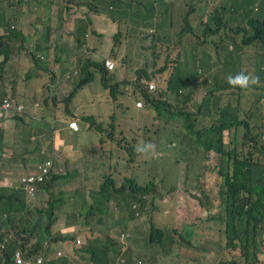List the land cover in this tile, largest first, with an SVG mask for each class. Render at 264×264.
Instances as JSON below:
<instances>
[{"label":"trees","instance_id":"trees-1","mask_svg":"<svg viewBox=\"0 0 264 264\" xmlns=\"http://www.w3.org/2000/svg\"><path fill=\"white\" fill-rule=\"evenodd\" d=\"M3 1L0 0V3ZM82 1L86 3L85 0ZM99 1L103 3L104 7L96 8L86 3L95 13L90 17L87 15L82 26L75 32L77 43L80 42L77 35L81 30H84L89 35L95 33L104 35L105 30L100 28L101 23L115 22L118 21L117 17H125L119 15V13L126 14V16L132 13L131 10L126 9V5L131 6V4L127 3V0ZM155 1L156 5L149 6L148 12L142 17H148L158 23V30L154 32L156 33L155 44H153L157 45L154 46L158 49L157 54L159 55V52L164 49L167 52L175 49L182 56L183 52L188 54L186 57L183 56L185 61L180 63L179 59V61L169 67L173 68L171 75L176 77L175 86L177 90L181 89L179 86L180 82L188 83L189 74L194 77L198 75L196 67L202 65L204 58V62L207 65L205 66L207 73L212 70V67L214 68L213 61L208 53L205 52V55L200 59H196L195 52L191 48L186 51L187 45L191 43L203 44L204 47L206 44L212 45L214 51L216 50V53H218L216 54L217 56L219 55L220 47L228 50V54L231 55L232 51L237 50L242 45L256 44L264 46V0H230L231 12L228 15L225 11L227 9L226 6L221 4L220 0ZM181 1L184 2L178 8V4ZM200 2H204L209 7L204 9V14L207 16L205 19L194 15L196 4ZM219 4H221V10H219ZM174 19L181 20V29L178 31L175 30ZM38 24H43L45 27L44 21H40ZM131 27H133L132 30L134 32L140 29V25L135 23ZM18 28L19 30L21 29V24L15 14H5L4 11L0 13V82H4L3 85H0V93L2 89H5L3 95L8 97L12 103L23 102L25 104L29 115H15L17 120L13 121L16 123L20 122L27 129L26 124L30 119H41L42 100L36 98L21 99L20 94L29 87V84L22 80L19 73L16 76L8 75L7 77L10 78L8 81L5 80L3 74V70L10 66V60L16 53L13 44L19 37ZM46 28H49V26L45 27L44 42L49 40ZM56 30L62 31L61 25H58ZM240 32L243 33V36L238 40L236 36ZM117 35H121V32L118 31L114 37L116 38ZM226 39L231 43H226ZM218 40L221 43L225 42V45L220 46ZM92 50L89 44L80 45L72 50V47L67 43L65 51L55 49L50 52L48 47L41 49L40 57L50 56L52 60L60 65L63 71H67L68 64L65 62H70L67 55L75 54L77 56L76 60L78 61L79 59L80 70L84 71L87 77L92 78L90 67H94L101 72V84L105 87L107 86L108 72L104 68L103 63L95 61L93 56H88L87 53ZM57 51L66 53V55L55 58L54 52ZM83 54L84 56L81 59ZM112 58L116 62L115 57L112 56ZM39 61L45 66L43 71L49 73L50 68L45 64L46 58L39 59ZM228 64L230 68L234 69L235 62L232 58H230ZM185 65L189 67L190 71L182 74L181 72ZM260 67L261 63L255 62V71L260 70ZM160 70L165 71V66H162ZM150 78V74L145 75V79ZM49 80L50 77L47 76L44 81L48 82ZM219 81L222 80H219V76L216 75L213 88L222 92L227 85H219ZM18 82L22 84L19 87L18 85L16 86ZM7 83L11 84L10 87L5 85ZM83 83L78 84L76 89L80 88ZM140 84L144 86L140 92L145 103L150 106L148 109L153 110V113L156 111L159 116L164 109L147 92V86L144 81ZM227 84H229L228 81ZM251 85H254L257 90H264V77L256 79V82H252ZM247 87L248 84L244 87L232 86V89L235 90H231V92L237 93L236 104L233 105L227 102L219 109V115L214 123L211 122L213 120L212 117H209L211 121H204L201 128L197 127L196 122L198 120L196 119L198 115L205 119L207 114L199 112L195 119L191 121V114L179 110V113L188 120L184 123V126L189 128L188 131L196 138L199 145L206 152L212 149L216 152L218 156L216 169L221 180L220 206H206L203 201H200V220H194L189 224L176 222V226H179L181 230L187 229V232L195 231L197 233V236H194L192 241L188 238H186L187 240L181 238L182 240L180 241L176 238L177 231L169 233L160 224L158 226L155 225L153 217L149 218L144 228H141V212L148 208L144 203L147 199L146 193L150 191L153 182L150 180L148 183H141L136 178L131 177V175H122L120 172L114 171L112 175L102 172L103 178L101 181L98 177L101 186L95 194L99 196V199L93 200L90 194H83L82 190H80L81 194L86 196L85 202L89 203V206H83V208L88 210V214H92L97 230L102 232L87 231V226L80 221L78 222V211L76 208L69 207L76 212L70 213L61 204L55 206V203L63 199L62 195L66 191V188L59 189L55 197L51 198L53 196L51 194L41 206L36 204L35 208L39 220L42 217H46V226L50 228L51 233L56 231L54 236L50 234V231H47L48 238L55 242L69 241L71 252L62 253L60 256L53 257L55 254L47 256L53 249L47 244L42 245L39 241H37L34 251H46V256L42 255L45 258V264H87L89 262L93 264H201V252L212 251L215 246H207L202 250L200 248L197 252H190L188 248H195L197 245L201 246V239L205 236H211L208 241L213 243L214 240L217 241V236L219 235L217 246L215 247V264H264V123L252 126L251 122L254 118L249 113L244 115L245 118H240L239 90ZM76 89L69 93V97L74 96ZM111 91L113 96H111L112 94L110 95L111 97L109 96V105H111L110 102H113L114 105H119V98L115 95L116 91H113V89ZM101 97L106 101L104 96ZM112 99L115 100L112 101ZM201 106L209 107L206 98L202 99L198 107L200 108ZM95 107L98 110H103L98 104ZM67 108H71L76 114H66L67 116L72 118L75 116L77 121L82 120L84 123H91L92 125L93 116L85 114L84 110L75 107L69 106ZM136 114H140V108ZM51 119L54 120V117ZM37 130L38 134H34V139L40 144V131L39 129ZM238 131H241L240 142L236 141ZM225 132L230 135L228 141H224ZM17 134L19 137H26L27 133L25 130L19 129ZM12 138L15 142L17 139L15 132L12 134ZM150 138H145V142L150 143ZM112 144L117 145L116 142ZM129 153L133 157L139 154L140 150L136 146L130 145ZM98 155H102L104 158H97V160L92 156L91 159L101 163L102 167L106 166L109 168L112 166L113 159H109L110 156L106 155L104 149H99ZM37 157L40 159V153L37 154ZM42 157L44 160L46 155L42 154ZM18 158H20L18 155L9 156L10 161ZM86 164L84 166L85 169ZM131 172L133 173V169H131ZM201 175H203V172H201ZM106 176L107 178L105 179ZM59 178H64V176L48 174L44 181L40 183V186L48 194L54 193L56 189L53 190L52 182ZM10 186L17 195H20L21 206H0V264H17L18 246L22 245L26 249L31 238L36 235L35 230L37 229L36 219L30 218L29 210L22 213L25 208V192L15 183ZM173 189L175 191L176 188ZM14 197L13 195H0V204L12 202L10 198L13 199ZM152 207L153 209L158 208V206ZM171 207L174 212L175 207ZM14 208H17V210H14ZM94 211H97V213H94ZM62 216H65V219H62ZM57 221L59 223L54 224ZM52 225L54 226L52 227ZM130 226H132L131 229H129ZM83 230H86L91 235H85L82 232ZM128 230L133 232L135 239L138 238L137 241L128 240L130 234ZM81 234L84 235L83 244H78L76 243V238ZM32 252L30 249L27 250V257L35 259L41 255L32 256ZM238 252L242 260L241 263L235 259ZM228 253L230 255L229 258H227ZM209 264H212V259Z\"/></svg>","mask_w":264,"mask_h":264},{"label":"rangeland","instance_id":"rangeland-1","mask_svg":"<svg viewBox=\"0 0 264 264\" xmlns=\"http://www.w3.org/2000/svg\"><path fill=\"white\" fill-rule=\"evenodd\" d=\"M75 1L80 2V0ZM150 1L127 0V3L131 4V6L126 5V9L131 10L132 13H129L128 16L119 13V15L125 17H117L118 21H115L116 23L114 25L108 26L107 23L100 24V28L109 32V40L107 41L95 36L93 37V41L89 43L93 50L87 53L88 56H93L99 62H103L104 59L109 58L115 63L114 71L108 74L109 88L106 89V93L100 81L101 73L93 67L89 68L92 72L91 79L87 77L86 73L79 72L77 75H72L70 78L65 79L67 87H62L57 90L58 97L61 94H65L62 99L68 106L77 105L78 109L85 111V114L93 112L94 107L90 104L92 101L100 105L104 112L101 113L98 119L94 117L97 119L96 125L90 129H86V122L84 123L82 120L77 121V117L75 116L72 118L71 116L63 114L58 116L56 118L57 120H51L53 126H56V130L50 131L48 141L51 143L55 142L57 146L71 149L79 156L75 161V165L79 171L77 177L84 173H90L99 177L101 181L103 178L102 172L107 175H112L114 171H118L122 175H131V177L136 178L141 183H148L151 180L153 185L150 191L146 193L147 199L144 203L148 208L141 212V228H144L149 218L151 219L153 217V223L155 225L158 226L160 224L169 233L177 231L176 238H188L192 241L194 236H197V233L195 231L187 232V229L181 230L179 226H176L175 220L177 222H185L184 224H189L194 220H200V201H203L206 206H220L221 180L218 177L216 169L218 159L216 152L213 149L206 152L199 145L196 138L188 131L189 128L184 126V123L188 120H186L184 115L179 113V110L191 114V121L195 119L199 112L207 114L205 119H202L201 115H198L196 119L198 120L196 122L198 128L202 127L204 121L210 122L209 117H212L213 120L211 122L214 123L218 117V110L222 108L226 100L231 98L230 102H233V96H237V94L231 93V90H235L232 89V86L235 85L231 83L227 84V81L229 82L230 77H234L238 73H243L249 77V82L248 87L241 90L244 96L241 98L240 118H245L244 115L249 113L254 118L251 122L252 126L264 123V91L257 90L251 86L253 79H255V62H261L260 69L264 71V46L256 44L238 46L239 48L232 51L231 55L228 54V50L220 47L219 55L217 56L216 54L218 53H216V50L214 51L212 45L206 44L204 47L203 44H189L186 49L189 50L191 48L195 52L196 59H200L203 56L202 49L208 53L212 58L213 62H211L214 68L212 67V70L207 73L208 71L205 67L207 65L204 62V58L201 63L202 65L196 67L198 75L194 77L189 74L188 83L180 82L179 86L181 89L177 90L175 86L176 77L171 75L173 68L169 67L176 63V61H179V59L180 63L185 61L183 56L186 57L188 54L183 52L182 56L175 49H171L168 51L169 53L164 49L159 52V55L157 54L158 49L154 47L157 45L153 44H155L156 33L154 32L158 30V23L150 20L148 17H142L148 12ZM183 2H179L178 8L181 7ZM220 2L226 6V14H230L231 1L220 0ZM88 3L96 8L104 7L103 3L99 0H88ZM221 4H219V10H221ZM205 8L209 7L204 2L197 3L194 15L201 16L205 19L207 17L204 14ZM87 9L89 12L95 13L89 7ZM2 11L3 9L0 8V13ZM133 23L140 25L139 31L134 32L132 30L133 27L131 26ZM174 25L176 27L175 30H180L182 25L181 20L174 19ZM118 31L121 32V35H117L115 38L114 35ZM242 36L243 33L240 32L236 38L239 40ZM18 41L19 39H16L14 43ZM218 43H220V46L225 45V42L221 43L219 40ZM226 43L231 42L226 39ZM25 53L29 54L30 52ZM64 55L66 53L54 52L55 58L59 56L63 57ZM83 56L84 54L81 56V59ZM112 56L115 57L116 62ZM67 57L71 61L72 59L75 60L77 56L74 54L67 55ZM230 58L235 62L234 69L230 68L228 64ZM65 63L70 64L69 61ZM162 66H165V71L160 70ZM188 69L189 67L185 65L181 73L186 74V71H190ZM68 71L72 72L73 68L69 66ZM146 74H150L151 78L145 79ZM216 75L219 76V80H222L218 82L219 85H227L222 92L213 88ZM259 75L260 78L263 77L260 72ZM5 80L8 81L10 78L5 77ZM143 81L146 86L147 81H153L155 83V88L149 90L147 87V92L164 109L163 113L159 116L156 111L153 113V110L148 109L150 106L145 103L144 98L141 96L140 91L144 86L140 83ZM3 83L1 81L0 85H3ZM81 83H83L81 87L76 89V86ZM5 85L10 87L11 84L7 83ZM17 85L19 87L22 84L18 82ZM237 86L240 85L237 84ZM75 89L74 96L69 97V93ZM112 89L116 91L115 95L119 98V105H114L113 102H110L111 105H109V96L112 94ZM119 90L123 91L120 92ZM241 92L239 91V93ZM3 93H5V89L1 90L0 97ZM100 95H103L106 101ZM126 96L130 97L126 98ZM204 98L208 100L209 107L201 106L199 108L198 106ZM257 98H259V101H254ZM114 100L112 99V101ZM138 100L142 103V106L139 107L140 114H136L139 108L135 102ZM16 118L17 116L12 117V119ZM69 119H76L78 123L81 122L78 124V137L70 136L66 130L59 131L57 122L59 120H65L61 121V123H66ZM12 122L14 121L12 120ZM35 122H38L35 118L27 122L26 128L28 134L34 132L33 125ZM229 136V133L227 134L225 132L224 141H228ZM240 136L241 131H238L236 134L237 142H240ZM149 137H151V141L150 143H146L145 141ZM113 142H116L117 145H113ZM130 145L136 146L140 150V153L132 157L129 153ZM99 149H104L106 155L108 154L110 156L109 159H113L111 167H102L101 163L91 159L92 156L95 159L104 158L102 155H98ZM88 161L89 163H87ZM85 164L86 169L84 168ZM131 169H133V173ZM201 172H203V175H201ZM18 173L21 174V171ZM63 176H67V173ZM89 179L91 180V185H93L92 179ZM176 186H180V194L175 193L173 188ZM64 188H66V191L62 195L63 199L55 203V206L61 204L70 213L75 211L69 207L76 208L78 211V222L84 223L87 226V231L91 230L95 233L102 232L97 230L92 214H88V210L83 208V206H89V203L85 202L86 196L81 194L80 189L78 188L77 194H73L70 192V188L67 186H64ZM90 190L93 192L90 194L91 198L93 200L99 199V196L95 194L97 190L94 188ZM57 193L58 190L56 189L46 199L51 194L53 195L51 198L55 197ZM152 206H158V208L153 209ZM171 206L182 207H180V210H176V214H171L173 212ZM94 213H97V211H94ZM29 214L30 218L36 219L38 226L35 230L36 234L38 232L41 233L42 230H46L45 232L50 231L52 236L56 234V231H52L51 233L50 228L46 226V217H42L39 221L35 206L29 207ZM61 218L65 219V216ZM58 223L57 221L54 224ZM86 230L82 232L85 235H91ZM95 233L92 234L96 235ZM129 233L131 234L133 232L129 231ZM78 236L84 239V235L81 234ZM218 238L219 235L217 236V242ZM35 246V242L29 243V249L33 251L31 255L37 256L41 254L45 257V252L34 251ZM155 246L157 247V245ZM188 249L190 252H197L200 246L197 245L195 248ZM229 257L230 255L228 253L227 258ZM238 261L240 263L242 261L239 259V252Z\"/></svg>","mask_w":264,"mask_h":264},{"label":"crops","instance_id":"crops-1","mask_svg":"<svg viewBox=\"0 0 264 264\" xmlns=\"http://www.w3.org/2000/svg\"><path fill=\"white\" fill-rule=\"evenodd\" d=\"M167 2V1H166ZM156 5L155 0H151L149 6ZM0 8L3 9L5 14H15L18 18L21 29L19 30V41L14 43L16 53L10 60V66L3 70L4 77L8 75H17L18 73L23 77L24 81L29 84V87L24 89L20 94L21 99L26 100L30 98L40 99L41 107V119H38V122L34 123V132L28 134V130L24 128L23 125H20L12 120H7L8 117L2 118L0 120V195H16L13 199L10 198L12 202H4L0 206H21L20 205V195H17L15 190L10 186L15 183L17 177L22 175L23 172L27 171L29 168H32L33 165L37 162L43 160L40 150L41 146L48 145V148L45 151V155L54 151L55 155L60 159L69 160V172L67 183L71 190H75L77 187L82 189L83 194L93 193L88 188L99 189L100 181L98 180L93 186H87L86 184L81 183V180L76 179L78 170L75 165V161L78 158L76 153L73 150L66 147L57 146L56 143H51L50 141L40 140V144L36 140H32L31 137L34 134H38L40 131V136H48L50 131H55V127L51 123V118L60 114H75V111L71 108H65L62 97L65 94H61L60 97L57 96V90L62 87H67L66 80L64 79V74L66 71L60 67L50 56L46 58L45 64L50 68V72H44L45 66L43 63H40V50L48 47V50L54 51L55 49L65 51V46L68 43L72 50L78 48L80 45H88L93 41V37L98 36L105 40H109L108 31H104V35L99 33L92 34L91 37L88 33H85L84 30H81L77 35L80 42L77 43L75 40V32L77 29L82 26L84 20H86L87 15L90 17L94 13L88 11L86 3L82 0L77 2L75 0H4L0 3ZM40 21H44L45 27L49 34V40L44 42L45 37V27L43 24H38ZM116 22H107L108 26L114 25ZM61 25L62 31L56 30V27ZM111 46V45H110ZM188 46V45H187ZM186 46V47H187ZM30 52V55H25V52ZM203 55L205 51L202 49ZM37 57L36 61L34 58ZM211 57V56H210ZM212 59V58H211ZM79 61V59H78ZM76 59L72 62L70 67L79 66V62ZM68 66V67H69ZM19 68L22 69L19 71ZM64 72V74H63ZM50 77L48 84L44 81L46 77ZM47 93H50V96L47 97ZM4 95L2 94V97ZM235 95L233 96V102L230 99H227L224 104L227 102L235 104ZM94 109L92 113H89L91 116L98 117L101 115L103 110H98L95 107V102L90 103ZM75 108H78L77 105H73ZM56 114V115H54ZM71 120V119H70ZM91 125V124H89ZM59 131L66 130V132L72 137H78L77 133H72L68 128L66 123L57 124ZM88 127V126H86ZM19 129L25 130L26 137H19L17 131ZM16 133L17 139L14 142L12 140V134ZM30 136V137H29ZM103 150V149H101ZM40 153V159L37 157V154ZM10 155H18L20 158L14 161H10ZM35 157L34 159H32ZM26 163V164H25ZM21 171V174L18 172ZM88 178L87 175L82 176V181H85ZM16 184V183H15ZM60 186V181L57 180L52 183L53 190ZM180 187H176L175 192L178 193ZM48 193L46 190L39 192L37 196V202H41L44 198V194ZM35 200L33 199L30 202V206L34 205ZM174 213L176 210H180L182 206H174ZM17 210V208H14ZM37 226V225H36ZM38 228V226H37ZM211 236H205L204 240L206 246H215L217 243L214 240L213 243L209 242L208 239ZM213 238V237H212ZM214 239V238H213ZM129 241H137L138 238H134L133 233L129 234ZM39 241L42 245L47 244L53 250L50 253H46L47 256L51 254L58 255V251L62 253L71 252V244L69 241L65 240L62 242H55L52 239L48 238L47 233L42 230L41 233H37L31 238L29 243L35 242L36 244ZM133 241V242H134ZM216 247V246H215ZM215 247L212 251H202L201 252V264H209L212 259V264H215L214 255ZM205 247H202L204 249ZM50 258V257H48ZM87 264H93L89 262ZM191 264V263H189Z\"/></svg>","mask_w":264,"mask_h":264},{"label":"clouds","instance_id":"clouds-1","mask_svg":"<svg viewBox=\"0 0 264 264\" xmlns=\"http://www.w3.org/2000/svg\"><path fill=\"white\" fill-rule=\"evenodd\" d=\"M85 2L86 3H88V0H85ZM87 7H89L88 5H86ZM90 8V7H89ZM91 9V8H90ZM92 10V9H91ZM19 38V37H18ZM186 51H188L187 49H186ZM27 52V51H26ZM31 53H29V54H26L25 53V55H30ZM34 58V57H33ZM45 59L44 57H39V59ZM94 58V57H93ZM36 59H37V57H35L34 58V60L36 61ZM94 60L96 61V58H94ZM72 62H74V59H72L69 63V65H71L72 64ZM107 62H109L110 64H112V67H109L108 66V64H107ZM41 63V62H40ZM101 63H103V66H104V68L107 70V72H108V74L109 73H112L113 71H114V68H115V63H114V61L113 60H111V59H109V58H106V59H104V61L103 62H101ZM261 63V62H260ZM68 65V66H69ZM72 68H73V71L72 72H69L68 70L65 72V74H64V79H68V78H70L72 75H77L79 72H84V71H81L80 70V68H81V66L79 65V66H72ZM94 68V67H93ZM22 69H20L19 68V71H21ZM99 71V70H98ZM100 72V71H99ZM259 72L260 73H262V76L264 77V71H262L261 69L260 70H258V71H255L254 70V78L255 79H253V82H256V79H258V78H260V75H259ZM101 73V72H100ZM21 76V75H20ZM107 77H108V75H107ZM21 78H22V80H24L23 79V77L21 76ZM114 79H115V77H114ZM100 81H101V76H100ZM148 82H152L153 84H154V87L153 88H151V89H149V87H148ZM248 82H249V77L247 76V75H245V74H243V73H238V74H236L234 77H230L229 78V84L231 83V84H233V85H240L241 87H244V86H247V84H248ZM47 84H48V82H46ZM106 83H107V86H103L105 89H104V91H105V93H106V89L107 88H109V84H108V79H107V81H106ZM117 83V82H116ZM146 84H147V87H148V89L149 90H153L154 88H155V83L153 82V81H147L146 82ZM252 87H254V85H251ZM240 92H241V90H239ZM262 91H264V90H262ZM232 93V92H231ZM235 94H237V93H235ZM240 94V103H241V98L244 96V94H242V92L241 93H239ZM47 96L49 97L50 96V93H47ZM101 96H103V95H100V97ZM237 97V96H236ZM4 99H6L8 102H9V106L5 109V108H3V101H4ZM256 100H258L259 101V98H257V99H255L254 101H256ZM64 101V100H63ZM139 101V100H138ZM138 101H136L135 102V104H136V106L137 107H141L142 106V103H141V105H137V102ZM202 101V100H201ZM141 102V101H140ZM64 103H65V101H64ZM235 104H236V99H235ZM19 105H21L22 106V109L21 110H18L17 109V107L19 106ZM225 104H223V106H224ZM64 106H65V108H67V107H69L66 103L64 104ZM222 106V107H223ZM70 107H74V106H70ZM230 108H232V107H230ZM219 111V110H218ZM104 112V111H103ZM29 112H28V110H27V108H26V106H25V104L23 103V102H19V103H16V104H14V103H12V101L8 98V97H6V96H1L0 97V120L2 119V118H6V117H8L7 118V120H17V119H12V117H14L15 115H21V116H24V115H26V114H28ZM240 114H241V111H240ZM61 115V114H60ZM60 115H57V116H54V120L53 121H55V120H57L56 118L58 117V116H60ZM88 115H90V114H88ZM218 115H219V112H218ZM94 117V116H93ZM99 117V116H98ZM98 117H97V119H98ZM97 119H93V121H92V125H89V124H91V123H86L87 124V126L88 127H86V129H90L91 127H93V126H95L96 125V120ZM72 122H74L75 124H76V127H73V126H71V123ZM61 123V120H59L58 122H57V124L59 125ZM81 122H77L76 121V119H69L68 121H66V124H67V126H68V128L71 130V132L72 133H77L78 131H79V125L78 124H80ZM34 136L35 135H33L32 137H31V139L32 140H35L34 139ZM41 139L43 140V141H47L48 140V136H41ZM12 140H13V138H12ZM41 150H40V153L41 154H44L45 153V151H46V149L48 148V145H44V146H41ZM77 155V154H76ZM78 156V155H77ZM79 157V156H78ZM47 160H51L52 161V166H51V168L53 169L52 171L50 170L49 171V173L48 174H52V176L53 175H58V176H60V175H65L66 173H67V176H64V178H59V179H56L55 181H57V180H59L60 181V186L58 187V188H56L57 190H59V189H63L64 188V186H67L68 188H70L69 187V185H68V183H67V178H68V172H69V160L68 159H60L59 157H57L56 155H55V152L54 151H52V152H50L49 154H47V156H46V158L44 159V160H42V161H40V162H37V163H35L34 165H33V167L31 168V169H29L28 171H25V172H23L22 173V175H20L19 177H17V179H16V181H15V183H16V185L22 190V191H24L25 192V195H26V199H25V208H24V210H23V212L22 213H24L25 211H27V210H29V207H30V202L34 199L35 200V202H34V205L33 206H35L36 204H38L39 206H41L42 204H43V202L46 200V197L49 195L48 193H43L44 194V198H43V200L41 201V202H37L36 200H37V196H38V193L39 192H43V189L40 187V183L41 182H43L44 181V179L43 180H41V181H37V182H35L34 184H33V186H34V191L33 192H29V191H27L26 190V184L22 181V178L23 177H26V176H29V175H37L38 173H39V165H42L43 166V164L47 161ZM77 160V159H76ZM77 168V167H76ZM77 170H78V168H77ZM78 173H79V171H78ZM85 175H87L88 176V178L85 180V181H82V176H85ZM89 178H91L92 179V181H93V185L94 184H96V182L99 180L98 179V177L97 176H94V175H92V174H90V173H88V174H86V173H84V174H82L81 176H79V177H77L76 176V179H78V180H81L80 182L81 183H83V184H86L88 187L89 186H91V180L89 179ZM65 179V180H64ZM62 180H64V182H62ZM54 181V182H55ZM53 183V182H52ZM92 185V186H93ZM101 186V185H100ZM100 186H99V188H100ZM176 187H180V186H176ZM175 187V188H176ZM78 188L80 189V190H82L80 187H77L75 190H71L70 189V192L71 193H73V194H77L78 193ZM91 188H88V190H90ZM95 189V188H94ZM177 194H180V190H179V192L177 193ZM174 213V212H173ZM172 213V214H173ZM175 214V213H174ZM40 221V220H39ZM177 221L175 220V223H176ZM180 241L182 240L180 237L178 238ZM201 242H202V245L200 246V248H202V247H207L206 246V242H205V240H204V237L201 239ZM76 243H78V244H83V240L81 239V237L80 236H77V238H76ZM27 250H29V245H27V248L25 249L22 245H19L18 246V257L20 258V262H19V264H45V258L42 256V255H39V256H37L35 259H32V258H29V257H27V255H26V252H27ZM60 251H58V255H60ZM40 259V261H38ZM237 261H238V255H237V257L235 258ZM239 259H241L240 258V256H239ZM18 262V261H17Z\"/></svg>","mask_w":264,"mask_h":264},{"label":"built area","instance_id":"built-area-1","mask_svg":"<svg viewBox=\"0 0 264 264\" xmlns=\"http://www.w3.org/2000/svg\"><path fill=\"white\" fill-rule=\"evenodd\" d=\"M107 64H108L109 67H112V64H110L109 62H107ZM148 87H149V89H151V88L154 87V84L152 82H148ZM137 105H141V102L138 101ZM2 106H3V108L6 109L9 106V102L6 99H4ZM17 109L21 110L22 106L19 105L17 107ZM71 126L76 127V124L74 122H72ZM51 166H52V161L51 160H47L43 164V166L39 165V173L37 175H29V176L23 177L22 181L26 184V190L29 191V192H33L34 191L33 184L35 182H37V181L43 180L48 175L49 171L51 170ZM20 261L21 260L18 257V262H20ZM38 261H40V259Z\"/></svg>","mask_w":264,"mask_h":264}]
</instances>
